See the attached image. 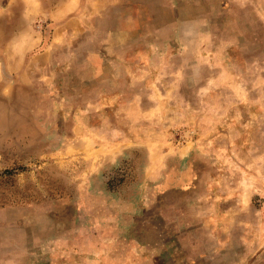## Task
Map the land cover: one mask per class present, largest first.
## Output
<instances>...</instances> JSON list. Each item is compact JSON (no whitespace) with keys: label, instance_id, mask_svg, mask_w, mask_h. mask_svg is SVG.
I'll return each instance as SVG.
<instances>
[{"label":"rangeland","instance_id":"obj_1","mask_svg":"<svg viewBox=\"0 0 264 264\" xmlns=\"http://www.w3.org/2000/svg\"><path fill=\"white\" fill-rule=\"evenodd\" d=\"M0 264H264V0H0Z\"/></svg>","mask_w":264,"mask_h":264}]
</instances>
